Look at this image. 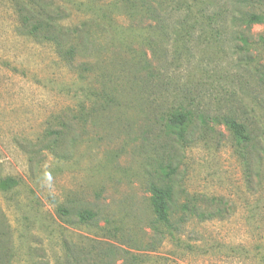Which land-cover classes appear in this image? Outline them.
<instances>
[{
    "label": "rangeland",
    "instance_id": "obj_1",
    "mask_svg": "<svg viewBox=\"0 0 264 264\" xmlns=\"http://www.w3.org/2000/svg\"><path fill=\"white\" fill-rule=\"evenodd\" d=\"M19 2L63 39L22 35L0 0V264H264V24L245 25L264 0ZM178 108L231 115L250 142L197 120L184 144Z\"/></svg>",
    "mask_w": 264,
    "mask_h": 264
},
{
    "label": "trees",
    "instance_id": "obj_2",
    "mask_svg": "<svg viewBox=\"0 0 264 264\" xmlns=\"http://www.w3.org/2000/svg\"><path fill=\"white\" fill-rule=\"evenodd\" d=\"M15 3L20 15L19 22H21V25L18 30L21 31V34L33 38L36 41L51 42L53 46L59 49L61 47L63 33L60 30V24L56 17L50 14L43 17L45 9L41 4H35L32 9H29L27 6H23L19 0H15ZM262 24H264V16L259 14H251L245 19L246 29L248 30H251L254 25ZM241 36H244L241 40L244 45L247 46L249 44L248 38H246L244 34L240 35V37ZM71 53L72 51L69 52V54ZM255 69L259 71L258 67ZM263 75L264 73H261V77ZM204 118V115H197L195 112L186 108H178L168 115L165 128L169 135L186 144L188 138L194 135L192 130L196 126L197 120H199V124H201V127L204 129H208L210 126L209 122L213 121L217 123V125L225 126L231 136L240 145L250 142V135L245 125L231 115L215 117L208 120ZM162 173L166 180H168L176 173V168H172V166L162 168ZM149 191L151 194V205L157 222L167 224L169 222L170 208L173 201V186L169 183H164L162 186L151 185ZM62 213L67 214L68 211L63 210ZM76 216L79 223L82 224L93 222L96 217L95 214L89 210L79 211ZM71 264H77V261Z\"/></svg>",
    "mask_w": 264,
    "mask_h": 264
}]
</instances>
